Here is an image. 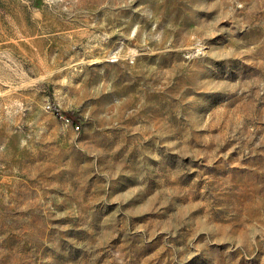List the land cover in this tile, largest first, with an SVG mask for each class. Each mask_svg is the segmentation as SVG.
<instances>
[{"label":"rangeland","instance_id":"obj_1","mask_svg":"<svg viewBox=\"0 0 264 264\" xmlns=\"http://www.w3.org/2000/svg\"><path fill=\"white\" fill-rule=\"evenodd\" d=\"M0 264H264V0H0Z\"/></svg>","mask_w":264,"mask_h":264},{"label":"trees","instance_id":"obj_2","mask_svg":"<svg viewBox=\"0 0 264 264\" xmlns=\"http://www.w3.org/2000/svg\"><path fill=\"white\" fill-rule=\"evenodd\" d=\"M58 111V110H57Z\"/></svg>","mask_w":264,"mask_h":264}]
</instances>
